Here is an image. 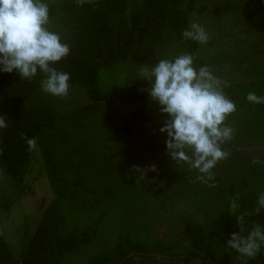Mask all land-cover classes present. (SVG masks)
Masks as SVG:
<instances>
[{
  "label": "rangeland",
  "instance_id": "374dc122",
  "mask_svg": "<svg viewBox=\"0 0 264 264\" xmlns=\"http://www.w3.org/2000/svg\"><path fill=\"white\" fill-rule=\"evenodd\" d=\"M45 2L50 7V29L60 34L62 42L75 45L82 33L75 18L76 0ZM166 2L127 0V7L128 12L147 13ZM190 2V24L199 23L210 37L200 44V58L222 88L240 96L236 111L226 121L234 130L232 139L221 145L228 158L211 170V176L202 175L167 155V134L159 131L167 117L158 105L149 110L151 119L134 122L131 118L140 105L155 103L138 69L188 53L189 40L181 39L169 19L164 37L147 40L144 64L120 63L102 75L100 87L107 97L102 105L71 85L64 98L40 89L29 100L31 105L48 108L55 125L37 133L22 187L0 167V264L21 260L46 209L54 204L64 235L93 237L77 251L58 256L60 264H89L127 242L161 245L172 254L135 258V264H199L185 259L195 250L190 239L193 229L208 249L198 252L204 264L249 260L225 254L226 241L238 225L236 217L247 202L257 206L264 192V104L246 99L249 92L264 96V0H182L173 11L187 13ZM122 20V15H110L115 30ZM8 74L13 81L21 80L15 71ZM141 94L146 97L130 101ZM151 165L156 171H147L145 178L134 169ZM233 199L239 207L230 213ZM261 214L258 224L264 227V209ZM256 258L264 259V251Z\"/></svg>",
  "mask_w": 264,
  "mask_h": 264
},
{
  "label": "trees",
  "instance_id": "16d2710c",
  "mask_svg": "<svg viewBox=\"0 0 264 264\" xmlns=\"http://www.w3.org/2000/svg\"><path fill=\"white\" fill-rule=\"evenodd\" d=\"M162 5L147 13L132 10L128 12L127 0H95L76 5L75 18L82 33L75 45H70L69 55L57 62L54 67L58 71L70 74V85L81 87L93 103L102 105L107 102L100 83L102 75L112 72L120 63L137 62L144 64L148 57L144 55L146 42L150 38L164 37V26L169 19L175 32L182 37V32L189 28V13L193 12L192 2L187 13L173 11L182 0H166ZM117 13L123 20L115 30L110 22V15ZM185 40V39H184ZM188 53L193 54L197 68L204 66L199 56L200 44L189 40ZM43 75L39 72L31 80L13 81L8 73L0 72V115L7 117L8 127L2 129L0 135V167L8 177L22 187L25 172L30 160L31 151L24 140L20 138L25 133L28 138H35L43 129L54 128V117L48 108L38 104L31 105L29 100L41 89ZM223 92L235 103L240 100L239 94L230 88H222ZM146 94L134 96L131 102L144 99ZM109 99V98H108ZM157 104H142L130 113L134 122H141L147 117L149 110H155ZM165 116V115H164ZM257 206L253 201L246 203V231L254 224L260 223L261 211L255 214ZM239 232L238 225L233 230ZM93 237L77 234L64 235L57 205H50L40 221L27 249L20 261L14 264H60L58 256L77 251L81 246L89 244ZM191 251L186 260L204 264V257L198 252L207 247L196 230L190 231ZM230 239V238H229ZM3 251H6L4 249ZM208 251V249L206 250ZM238 253L229 249L225 257H234ZM168 249L161 245L149 247L141 243L127 242L117 246L110 252L94 258L89 264H135L134 259H150L155 257H171ZM246 264H264V259H249Z\"/></svg>",
  "mask_w": 264,
  "mask_h": 264
},
{
  "label": "clouds",
  "instance_id": "9594fccd",
  "mask_svg": "<svg viewBox=\"0 0 264 264\" xmlns=\"http://www.w3.org/2000/svg\"><path fill=\"white\" fill-rule=\"evenodd\" d=\"M91 0H76L78 6ZM50 7L45 0H0V72L19 75L31 81L39 72L43 75L41 90L54 97L64 98L70 89V74L58 71L54 65L70 53V45L62 42L58 32L50 29ZM185 40L201 45L210 39L205 28L191 23L182 32ZM196 57L181 53L170 59H160L156 64H145L138 69V76L146 80L145 89L150 99L159 107L165 120L159 131L167 134L166 153L175 163H187L200 174L211 176V170L228 158L221 145L232 139L233 128L226 124L236 111V104L223 92L221 81L207 66L196 67ZM246 99L251 104H264V96L249 92ZM7 117L0 115V129L8 127ZM29 151L37 147L36 138L20 134ZM135 171H156L134 166ZM215 187V185H211ZM239 205L230 202L229 212ZM264 209V192L257 198L255 214ZM247 211L236 217L239 232L226 241L228 249L238 253L239 259H255L264 251V227L254 224L247 235ZM246 264V261H245Z\"/></svg>",
  "mask_w": 264,
  "mask_h": 264
}]
</instances>
